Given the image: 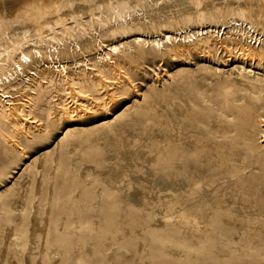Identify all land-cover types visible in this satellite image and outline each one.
Returning <instances> with one entry per match:
<instances>
[{
	"label": "rangeland",
	"instance_id": "rangeland-1",
	"mask_svg": "<svg viewBox=\"0 0 264 264\" xmlns=\"http://www.w3.org/2000/svg\"><path fill=\"white\" fill-rule=\"evenodd\" d=\"M64 1L47 3L55 10ZM94 1L74 0L47 28L44 39L51 38L58 54L79 51L104 29L115 30L116 11L105 10L104 0ZM157 5L161 13L171 14L163 0ZM170 7L177 12L188 7V0H173ZM28 39L27 48L48 45L44 39ZM115 39L128 43L120 56L133 54L130 65H122L135 87L122 86L112 99L91 91L89 80L106 61L94 50L79 55L78 63L65 62L63 73L49 71L42 77L32 72L42 71L46 63L30 66L31 74L18 77L14 91L5 89L13 93L5 99L21 103L30 119L21 125L0 119V264H264V169L240 171L238 180L222 178L204 192L195 193L194 186L187 193L171 181L177 179L172 155L178 141L173 127L170 133L164 127L166 120L174 123L186 115H178L177 106H189L204 140L214 138L216 130L228 131L226 120L238 112L227 116L224 106L253 94V76L235 71L243 60L220 49L178 56L165 53L163 45L138 49L132 36ZM244 64L264 71L257 62ZM75 86L88 88L86 94L91 91L94 97L84 94L88 103L73 97L81 95ZM77 100L85 106L75 109ZM257 127L263 150L264 126ZM10 222L23 223L19 245L25 251L20 255L2 233Z\"/></svg>",
	"mask_w": 264,
	"mask_h": 264
},
{
	"label": "bare ground",
	"instance_id": "bare-ground-1",
	"mask_svg": "<svg viewBox=\"0 0 264 264\" xmlns=\"http://www.w3.org/2000/svg\"><path fill=\"white\" fill-rule=\"evenodd\" d=\"M48 1L0 0V95L4 97L3 100L0 99V119L2 118L4 122H10L11 124L14 123L12 125L24 124L23 121H29L28 119L30 118H28L29 114L27 115L24 109H21V103L16 104L10 101L13 93L5 89L9 87L14 91L16 79L20 76L25 78L27 74H31L30 66H37L39 63L44 62L46 66L40 72L34 70L32 74L44 77V74L49 71L58 70L63 73L66 71L65 62L74 60L75 63H78L79 55L86 56V51H99L100 57L98 59L106 61L101 68L96 69V74L98 75L93 76L94 78L89 80V82L93 81L94 84L93 88L90 86L89 89L92 88L91 91L97 90V96L104 95L112 99L115 97L114 94L117 90H121L122 86L135 87L129 73L126 69H123L122 65L123 62L127 61L126 64L129 66L128 59L133 54H128V59L123 52L122 56L118 54V51H122V48L128 45V43L125 44V42L115 39L120 35H125L126 40L130 36L134 37L133 42L138 45V49L148 44L156 50V47L163 45L166 48L165 53L170 55L177 54L178 56L193 53L201 55L211 54L214 50L218 51L220 49L231 59L239 57L244 63L257 62L260 65H264V0H230L227 4H223L222 0L217 2L212 0H188V7L175 11L176 13L173 12L176 9L169 8V3L173 2V0H163L171 14H163L159 11L157 7L159 0H114L111 2L110 0H104V5L107 3L105 10H114L118 15L116 18L117 27H114L115 30L104 29L101 37L88 40L85 46H82L83 48L77 47L80 48L79 51L69 52L67 49L63 54L57 53L58 49L51 41V38L48 40L44 38L50 24L60 19L61 13H65L60 11V9L64 10L65 6L73 5L74 0H65L61 5L58 3L59 6L55 10L50 9ZM86 6L88 7V5ZM152 11L157 12L156 16H151L150 12ZM91 25L93 26V24ZM223 27L224 29L228 28V31L221 33ZM30 36L41 39V41L43 39L46 40L45 42L48 44L46 49L41 50L36 45L27 48L25 45L30 40L28 39ZM107 40L111 42L106 43L105 41ZM103 45L107 46V48H102ZM133 52L134 50L130 49L129 53ZM108 59L112 61H107ZM244 63L236 64L235 71L241 76H253L249 81L251 84H249V87L253 94L242 95L241 98L245 99L244 102L240 103L238 101L224 106L227 116H232L235 112H238L236 116L226 120L229 123L228 131L216 130L214 138L204 140L201 134L203 128L198 124L199 119L195 115L193 107L189 106H177L178 115H182L184 111L187 112L183 118L178 117V119L174 120V123L167 120L164 122L165 130L167 129L169 133L170 128L173 127L174 134L177 135L175 140L178 141L177 149L172 155L175 161L178 162L176 167L177 175L175 176L177 179L174 180V177H172L171 181L172 183L176 182L187 193L194 186L196 188L195 193L204 192L207 187L214 185L216 181L222 178H228L231 181L234 179L238 180V177L241 176L239 175L240 171L251 168L264 169V149L259 150L260 147L257 142V134L260 132L257 124L264 126V87H260L264 84V71H256L252 66H247ZM216 70H222V68L218 67ZM89 75H91L90 72ZM49 81H52L51 77ZM251 82H254L256 86H253ZM65 83L67 82L65 81ZM71 83H69L70 86ZM74 89H77L81 95L71 92L75 94L73 97L76 96L85 101L86 99L83 98V95L89 91L88 88L81 91V88L75 86ZM91 91L85 96L94 97ZM7 97L10 98L5 99ZM241 98L239 96V99ZM83 100H77V104L74 106L75 109L85 106L86 102H83ZM42 105L44 104L42 103ZM79 113L81 114V112ZM57 114L59 113L57 112ZM35 121L37 120L35 119ZM167 123L169 124L167 125ZM19 131L22 130L19 129ZM232 131L234 132L233 135L232 133L230 134ZM218 132L221 133V140ZM262 134L264 137V132ZM18 135L20 134L18 133ZM169 135L166 134L164 136V141L168 143L171 142ZM233 148L235 151H232ZM167 153L169 154L168 157L173 159L171 152L167 151ZM211 176L215 177L214 180L210 178ZM22 226L23 223L19 222L12 226L10 222L6 227L3 226L2 229L6 241L12 240L13 252L17 255L25 251L19 245L21 244Z\"/></svg>",
	"mask_w": 264,
	"mask_h": 264
}]
</instances>
